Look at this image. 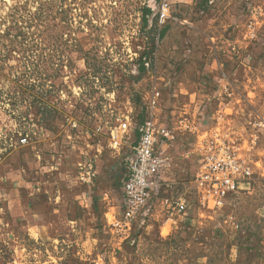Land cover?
<instances>
[{
	"label": "rangeland",
	"instance_id": "obj_1",
	"mask_svg": "<svg viewBox=\"0 0 264 264\" xmlns=\"http://www.w3.org/2000/svg\"><path fill=\"white\" fill-rule=\"evenodd\" d=\"M154 88L182 207L119 231ZM183 111L249 171L224 198L196 194ZM0 264H264V0H0Z\"/></svg>",
	"mask_w": 264,
	"mask_h": 264
},
{
	"label": "built area",
	"instance_id": "obj_2",
	"mask_svg": "<svg viewBox=\"0 0 264 264\" xmlns=\"http://www.w3.org/2000/svg\"><path fill=\"white\" fill-rule=\"evenodd\" d=\"M159 100L160 93L154 88L145 106L146 116L137 127L138 137L132 147V155L126 161V176L121 183L122 211L120 217L114 218L112 223L113 228L119 231L132 228L141 214L149 216L157 201L172 210L180 211L182 207L179 202L172 204L167 198L159 197L165 186L162 174L170 163L158 150V145L162 140L173 138L170 136L168 122L156 114ZM175 125L179 131L189 132L196 139L193 149L198 156V166L193 183L201 201L224 198L235 189L240 176L244 178L248 175L249 171L243 166V161L236 160L228 143L208 137L198 143V136L195 135L197 126L187 112H181ZM127 127L126 123L121 125L123 131ZM95 176V166L90 162L79 167L81 182L93 184Z\"/></svg>",
	"mask_w": 264,
	"mask_h": 264
},
{
	"label": "crops",
	"instance_id": "obj_3",
	"mask_svg": "<svg viewBox=\"0 0 264 264\" xmlns=\"http://www.w3.org/2000/svg\"><path fill=\"white\" fill-rule=\"evenodd\" d=\"M96 177H97V175L95 176V179H94L93 183H94V182L97 180V178H96Z\"/></svg>",
	"mask_w": 264,
	"mask_h": 264
}]
</instances>
